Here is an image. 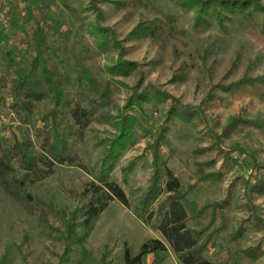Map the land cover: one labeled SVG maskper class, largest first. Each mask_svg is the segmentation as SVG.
<instances>
[{
	"label": "rangeland",
	"instance_id": "374dc122",
	"mask_svg": "<svg viewBox=\"0 0 264 264\" xmlns=\"http://www.w3.org/2000/svg\"><path fill=\"white\" fill-rule=\"evenodd\" d=\"M223 1L235 0H216L198 16L197 6L178 0H0L7 36L0 41V264H128L125 248L136 254L151 237L167 249L139 264H184L160 229L170 207L166 203L163 214L158 207L169 192L163 189L151 203L147 221L135 213L151 183V145L161 134L160 153L181 182L184 209L191 202L229 201L227 228L211 237L204 256L264 264V192L251 189L264 173V125L228 127L236 118L264 120V14L252 6L229 10ZM38 23L71 106L86 111L79 118L69 110L59 116L66 140L59 159L49 152L54 104L16 86L34 55ZM124 115L131 116L132 131L109 179L130 205L110 199L82 251L71 243L67 221L103 191L93 183H101L105 151ZM20 142L39 157L37 170L27 167ZM202 171L214 174L202 179ZM77 216L85 217L81 210ZM240 225L245 230L233 239ZM68 246L74 249L69 258ZM249 247H259L256 257L245 253Z\"/></svg>",
	"mask_w": 264,
	"mask_h": 264
},
{
	"label": "trees",
	"instance_id": "16d2710c",
	"mask_svg": "<svg viewBox=\"0 0 264 264\" xmlns=\"http://www.w3.org/2000/svg\"><path fill=\"white\" fill-rule=\"evenodd\" d=\"M178 1L183 5L197 6L196 9L198 16H201L203 12L207 11L209 8H214V5H217L216 0ZM222 5L229 10H234L235 8L238 10H244L252 6L257 10L262 11L264 14V4L258 0L223 1ZM218 13L219 11L216 10V14ZM219 17L220 16H218V18ZM99 29L104 31V28L99 27ZM6 37L3 29L0 28V41L4 40ZM32 45L34 55L31 57L29 67L19 73L16 79V86L17 89H23L27 96L35 95L39 98L48 97L54 104L49 111V114L54 121V144L53 147L49 148V152L53 157L59 159L66 144L64 133L58 130L59 116L64 117L69 110L73 117L79 118L84 114L86 115V111L80 109L79 106H71L72 100L70 99L67 85L60 77L58 67L51 62V53L47 50V31L42 24L38 23L33 30ZM8 54L10 53L8 52ZM9 58L11 61H15L11 55ZM122 65L124 64L121 63L120 66ZM189 115H183V117L189 119ZM129 117L131 116H122L121 124L119 125L120 132L111 141L109 147L105 151L100 174L97 177L101 183H93L96 191L97 189H103V191L93 196L86 204L81 206V208H77L73 211L71 218L67 221V231L72 240L71 243H78L79 248H81L82 251L86 250L85 240L92 230L95 220L101 211L108 206L110 199L117 198L124 205H130L128 196L123 188L117 182L109 179L113 164L125 148L128 142V135L132 131V124ZM234 121L236 122L230 124L228 127H232L235 123L242 121L257 126L264 125V120L253 121L244 118H236ZM227 132L228 131L225 133ZM163 137V134H161L156 139L155 143L151 145L153 153V173L151 176V183L141 197L138 205L135 207V213L140 219L147 221L152 216V211L150 210L151 203L158 197L163 189L167 190L169 194L166 198V202L159 204L158 212L159 214H163L167 206L170 207V210L164 214V222L160 226V229L177 252L179 259L184 264H222L215 263L213 260L208 259L204 256V252L208 247L211 237L220 234L227 228L228 218L225 208L229 201L227 199L216 200L205 203L202 206H198L195 202H191L188 204L187 210L184 209L181 205V201L186 199V194L181 189V182L172 169L167 165L166 160L162 158L160 153ZM58 142L61 143L60 147L57 146ZM19 145L22 148L23 158L27 163V167L37 170L36 163L39 157L32 151L27 143L20 142ZM208 148L209 146H206L200 150H206ZM2 164L3 162L0 161V179L4 177ZM201 173L202 179H209L214 174L213 172L204 171ZM163 183L165 184L164 186ZM251 189L264 192V173L258 177ZM166 203H168L167 206ZM80 210L85 216L81 221L77 219ZM203 216H207V219L204 224L199 227H189L187 225L190 220L200 223V218ZM80 225H82L81 230L78 229ZM244 230L245 226L240 225L239 228L233 232V239H238L243 234ZM166 249L167 246L163 240L151 237L142 243L140 250L136 254H131V250L127 246L125 248L124 258L128 264H139L143 260V257L148 253L153 252L158 256L160 252L165 251ZM258 249L259 247H249L245 249V253L252 257H256L259 253ZM70 250L74 249L71 246H68V249L66 250V257L68 258ZM104 264L106 263L104 262Z\"/></svg>",
	"mask_w": 264,
	"mask_h": 264
}]
</instances>
